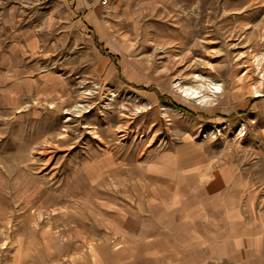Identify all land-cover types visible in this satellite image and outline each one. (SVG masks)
<instances>
[{
  "label": "rangeland",
  "instance_id": "rangeland-1",
  "mask_svg": "<svg viewBox=\"0 0 264 264\" xmlns=\"http://www.w3.org/2000/svg\"><path fill=\"white\" fill-rule=\"evenodd\" d=\"M74 1L0 0V264H203L181 240L197 163L213 170V232L235 242L207 264H248L241 238L264 217V0ZM39 72L55 78L22 82ZM179 149L186 180L152 173Z\"/></svg>",
  "mask_w": 264,
  "mask_h": 264
},
{
  "label": "crops",
  "instance_id": "crops-1",
  "mask_svg": "<svg viewBox=\"0 0 264 264\" xmlns=\"http://www.w3.org/2000/svg\"><path fill=\"white\" fill-rule=\"evenodd\" d=\"M74 2L76 12H79L78 10L83 8V6L86 4L85 0H75ZM85 20L89 22L88 24H90V22H96V19L92 14H89V16L85 18ZM37 39V37H27V40L25 41L27 47L31 48L32 54L35 53L36 47L38 46ZM53 78H55V75H53L52 73L39 72L37 79L33 80L32 77H28L27 75L22 82L29 85L40 80L48 82ZM182 151L183 150L179 149L177 151L168 152L167 154H161V156L157 157L151 163L150 168L153 170L152 173L156 174L158 171L163 173L167 172V174L163 175V177L169 179L170 181H173L175 179L179 181L186 180L187 176L192 173H188L187 171H185L186 166L182 161L186 157L184 155V152L182 154ZM198 164L199 163L194 166L193 170L195 176L197 177V180L200 181V188L196 192H194V195L197 196L193 198V203L183 209L181 214L182 216L187 212L188 220H194V222L192 225V230L181 237V240L188 245L189 243L194 245L196 244L199 248L197 258L199 260H203V264H207L209 260L212 261L213 258H216L217 256L222 259H229L232 252L230 251V248L235 244V242L228 240L219 241L218 234L213 232V170L211 168L208 170L207 167H204L202 165L199 166ZM207 176L209 180L208 182L203 184V180H205ZM202 188L208 189L205 192V189ZM202 190H204V192ZM163 196L169 197V194L165 195V193H163ZM167 199L165 197L160 199V201L162 202L161 204H166ZM239 211L241 210H239L238 207L234 212ZM168 215L169 214H167L166 211L165 213L162 211V214H160V217H162L161 221L169 224L171 218ZM242 222L244 227L245 225L248 227L249 220H243ZM171 225H174V223H172ZM257 226V235L250 236L249 231L245 232V236L241 238V251L244 257H248V264H264V217L257 221ZM243 264H246L245 258L243 259Z\"/></svg>",
  "mask_w": 264,
  "mask_h": 264
},
{
  "label": "trees",
  "instance_id": "trees-1",
  "mask_svg": "<svg viewBox=\"0 0 264 264\" xmlns=\"http://www.w3.org/2000/svg\"><path fill=\"white\" fill-rule=\"evenodd\" d=\"M164 97H165V95H162V96H161V98H164ZM176 106H178V105H176ZM178 107H180V106H178ZM180 108H183V107H180Z\"/></svg>",
  "mask_w": 264,
  "mask_h": 264
}]
</instances>
